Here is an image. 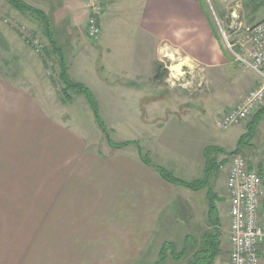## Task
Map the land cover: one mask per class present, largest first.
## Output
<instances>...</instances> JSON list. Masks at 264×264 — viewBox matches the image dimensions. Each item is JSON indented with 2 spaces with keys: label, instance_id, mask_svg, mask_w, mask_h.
I'll return each instance as SVG.
<instances>
[{
  "label": "crops",
  "instance_id": "0c3cea01",
  "mask_svg": "<svg viewBox=\"0 0 264 264\" xmlns=\"http://www.w3.org/2000/svg\"><path fill=\"white\" fill-rule=\"evenodd\" d=\"M3 1L0 0V7ZM35 2L49 18V31L56 43L66 32L68 45L78 44L73 42L81 34V23L82 34L88 39L85 27L89 11L84 0H26L32 6ZM202 2L104 0L100 25L102 16L108 23L109 18L120 14L131 15L133 11L128 6L135 5L140 38L146 46L155 42L151 54L158 53L160 39L174 38L165 27L179 24L185 29L196 27V35L191 38L186 34L184 40L196 44L198 54L218 56L219 39L204 14ZM107 33L102 48L113 57L121 56L123 45L116 50L119 55L112 53L116 44L113 33L117 32L108 27ZM86 53L87 50L79 49L69 64ZM126 61L118 62L117 69H133V78H125L119 84L103 80L111 82L106 83L110 88L122 87L118 92L130 101L145 102L146 119H153L158 106L152 101L158 93L157 66L149 57L134 67ZM65 62L68 72L69 64L66 59ZM114 66L109 69L116 70ZM226 108L227 105L218 111L219 117ZM85 141L30 90L0 79V264L159 263V251L157 256L150 254L151 259L147 255L157 231L163 242L172 240L167 234L178 224L174 218L176 188L146 166L138 152L100 158L86 151ZM161 146L162 151H168L165 145ZM140 147L143 149L141 141ZM153 152L149 147L143 153L156 164ZM202 152L203 148L196 158L179 164V170L188 168L203 176ZM168 168L174 172L176 166Z\"/></svg>",
  "mask_w": 264,
  "mask_h": 264
},
{
  "label": "rangeland",
  "instance_id": "374dc122",
  "mask_svg": "<svg viewBox=\"0 0 264 264\" xmlns=\"http://www.w3.org/2000/svg\"><path fill=\"white\" fill-rule=\"evenodd\" d=\"M23 1L26 3V0ZM133 1L128 0L129 3ZM203 2L204 14L219 39L221 53H218V56H202L197 53L196 44L184 40L186 34L191 38L196 35V27L192 24L188 29L179 24L166 26V30L174 38L160 39L158 53L151 54L155 49V42L146 46L145 41L140 38L141 28L139 26L137 30L134 19L135 5L131 4L128 8L133 11L132 17L125 13L112 20L107 17V23L104 19L106 16H102L99 40L84 38L82 23L78 28L82 35L74 40L73 43H78L75 46L68 45L67 34L62 33L56 40L59 44L54 42L61 50L57 51L58 54L47 37L46 25L40 16L26 10H17L6 1H3L0 7V79L24 90L27 88L50 111H56L64 124L85 138L86 151L89 154L109 158L138 151L135 144L112 148L96 124L84 97L71 89H68L66 94L63 93L64 85L58 77L59 59L62 56L69 64L81 48L87 50V53L79 55L69 64L68 76L71 81L83 83L90 89L97 101L100 116L109 130V136L114 142L137 141L140 145L141 141L143 152L149 147L154 151L152 158L156 164L167 169L174 164V175L186 181L202 178V172L196 173L188 168L179 170V164H186L188 159L196 158L206 146L218 145L216 147L224 150L223 153L214 151L217 168L210 176L209 196L206 189L192 191L173 185L176 188L174 218L178 224L167 235L172 238L169 243L174 251H169L165 260L158 264H186L201 247L202 235L210 232L211 227L219 231L220 242V253L213 264H226L227 198L224 181L229 152L239 146L237 151L247 158L258 161L264 157V114L260 117L259 128H255L252 135L247 134L251 120L260 108L264 107V99L244 121L226 129H220L216 124L220 109L227 105L224 113L228 112L237 106L250 90L258 86L259 77L236 61L226 42L231 44L235 52L243 53L246 28L264 18V0H249L247 3L246 0ZM34 4L37 7L30 6L46 16L49 30L52 31L49 18L38 8L36 2ZM102 10L103 13L104 8ZM108 27L117 32L113 33L116 44L113 45L112 53L115 51L114 54L119 55L120 52L116 50L123 45L121 51L124 53L121 56L113 57L102 48V39L108 34ZM95 43L101 46L98 44L97 47ZM91 48L92 52L89 51ZM148 57L157 66L156 78L159 83L158 93L153 95L152 100L158 106L153 111L155 118L150 120L146 119L145 102L130 101L118 92L122 87L110 88L106 83L111 82L105 83L103 80L105 78L119 84L125 78H133L136 72L133 69H117L118 62L127 60L126 63L134 67L135 64L146 62ZM219 63L224 65L220 66ZM114 64L116 70L109 69L113 68ZM122 66L125 68V64ZM137 110L142 112H136ZM241 136L244 137L239 142ZM161 145H165L168 151H162ZM209 199L214 205V212L210 217L211 224L207 215ZM154 239L148 257L150 254L157 256L164 241L158 231ZM146 263L150 264V260Z\"/></svg>",
  "mask_w": 264,
  "mask_h": 264
},
{
  "label": "built area",
  "instance_id": "2783aa9c",
  "mask_svg": "<svg viewBox=\"0 0 264 264\" xmlns=\"http://www.w3.org/2000/svg\"><path fill=\"white\" fill-rule=\"evenodd\" d=\"M89 11L85 34L96 41L100 37L104 0H84ZM227 46L237 62L259 77L258 86L240 103L217 120L220 129L244 121L264 99V18L246 28L243 53ZM245 46V48H244ZM224 181L227 205L226 264H264V157L252 160L241 152L228 156Z\"/></svg>",
  "mask_w": 264,
  "mask_h": 264
},
{
  "label": "trees",
  "instance_id": "16d2710c",
  "mask_svg": "<svg viewBox=\"0 0 264 264\" xmlns=\"http://www.w3.org/2000/svg\"><path fill=\"white\" fill-rule=\"evenodd\" d=\"M9 5H11L13 8L23 11L26 10L31 13H35L36 15L40 16L43 21L45 22L46 29H47V37L49 41L53 44L54 50L57 52L60 51V49L57 48V45L54 44V39L51 35V32L49 31V25L48 20L46 19V16L40 12L39 10L31 7L27 3H25L23 0H5ZM57 52V53H58ZM61 52V51H60ZM59 54V53H58ZM60 71H59V80L64 85L62 88L63 93L66 94L68 89H71L75 91L77 94L84 97L85 101L88 103L89 107L92 110L94 120L96 124L100 127L102 130L105 139L107 143L112 148H119L123 146H127L129 144H135L137 151L139 153L140 159L142 162L152 168L165 182L168 184L177 186V187H183L190 189L192 191H198L202 189L207 190V195L209 196L210 193V176L212 172L217 168V159L215 157L214 151L217 153H223L224 150L220 147L216 146H206L203 149V157H204V170H203V177L200 179H194L191 181H186L183 179H180L176 177L172 171L168 170L167 168L154 164L150 158L148 157V154L143 153L140 145L137 141H123V142H114L110 136H109V130L107 129L104 121L102 120L99 108L96 99L94 98L92 92L90 89L83 83L80 82H73L70 80L68 73H67V64L63 57H60ZM69 97V96H67ZM264 114V107L260 108V110L256 113L253 120H251L250 124L248 125L249 131L247 132L248 136L252 135V132H254L255 128L257 127L261 115ZM247 134H244L247 135ZM244 136L240 137L239 142L242 140ZM239 149V146H237L234 151H237ZM232 153V152H229ZM214 154V155H213ZM209 198V197H208ZM214 212V205L211 202V199H209V209H208V218L210 220L211 214ZM211 224V220L209 222ZM210 232H205L201 237V247L192 255L190 260L186 264H213L215 258L219 255L220 249H219V231L215 228L211 227ZM171 243H165L163 242L160 251H159V263L165 260L166 256L168 255L169 251L170 253H173Z\"/></svg>",
  "mask_w": 264,
  "mask_h": 264
}]
</instances>
